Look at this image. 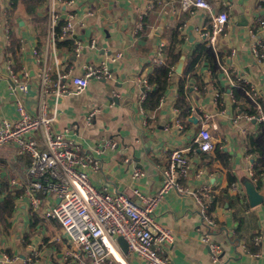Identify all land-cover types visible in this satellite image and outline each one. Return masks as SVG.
<instances>
[{
	"label": "crops",
	"instance_id": "1",
	"mask_svg": "<svg viewBox=\"0 0 264 264\" xmlns=\"http://www.w3.org/2000/svg\"><path fill=\"white\" fill-rule=\"evenodd\" d=\"M209 1L215 14L225 11L230 17L212 48L218 75L207 62L205 51L189 64V56L200 44L208 47L199 29L211 28L212 16L195 6L184 9L183 0H77L70 9L77 13V22L72 37L65 40L50 36L46 0H0V117H15L18 100L30 112L39 111L43 69L56 82L69 68L80 74L86 65L106 61L112 76L92 79L82 92L57 97L50 89L43 91L49 114L56 116V129L69 127L70 135L87 148L103 138L117 142L99 154L100 169L90 173L94 186L101 191L124 192L140 201L135 190L143 196L155 194L163 183L171 150L186 149L191 170L180 183L188 189L206 185L213 191L210 213L217 226L212 239L219 244L221 255L215 262L202 240L205 224L195 198L173 188L155 215L173 234L166 247L173 263L264 264V184L254 176L257 155L248 146L249 136L263 132L264 122L236 118L243 111L258 116L264 110V57L259 60L253 51L257 41L264 39V0ZM88 9L93 14H87ZM80 38L96 39V47L77 53L74 41ZM34 47L41 54L40 61L33 54ZM177 52V58L172 57ZM118 53L122 56L113 60ZM182 55L185 63L178 72ZM169 60L173 65L166 90L158 106L147 109L143 104L146 98L141 101L140 97L146 90L143 79L149 81ZM7 65L21 73L26 93L13 90ZM223 67L240 72L258 106L249 97L252 104L245 107V100L237 98L232 84L223 77ZM25 69L28 78L23 77ZM151 86L147 94L154 88ZM181 87L182 106L178 104ZM238 104L245 107L241 113L236 111ZM92 110L96 113L89 120ZM179 119L182 128L177 126ZM202 127L214 138L211 151L200 150L195 143ZM31 160V155L20 153L13 142L0 146V202L14 195L8 223L0 218V264H77L74 258H66L70 244L59 221L45 216L46 208L57 199L39 190L41 204L33 208L26 195ZM134 168L143 173L133 176ZM233 185L238 186L237 192ZM255 190L262 196L256 204L250 196ZM258 235L262 241L257 245L254 238ZM116 255L128 264H146L134 255Z\"/></svg>",
	"mask_w": 264,
	"mask_h": 264
},
{
	"label": "built area",
	"instance_id": "2",
	"mask_svg": "<svg viewBox=\"0 0 264 264\" xmlns=\"http://www.w3.org/2000/svg\"><path fill=\"white\" fill-rule=\"evenodd\" d=\"M77 0H46L45 9L49 16L50 36L53 40L69 39L73 34V27L77 22V13L70 11ZM193 6L201 11L208 12L212 16L211 28L199 29L201 37L209 48L215 49L219 35L225 25L230 21L229 13L215 14L209 0H183V8L191 9ZM87 14H93L91 9ZM264 28V22H261ZM9 42V35H7ZM264 39L258 40L254 45L255 56L260 60L264 57ZM77 53L85 49L96 47V39L74 41ZM33 54L40 61L38 50L34 47ZM235 55V53H232ZM118 53L113 60L121 57ZM9 76L14 82L13 90L27 92V86L23 79L10 65H7ZM23 77L28 78V70L25 69ZM223 77L227 78L233 87H240L243 77L240 72H233L229 67H223ZM111 69L106 61L100 64H89L83 68L82 73L76 74L75 68H69L59 74L56 82H52L46 69L41 71V97L39 111L30 112L22 100L17 101V115L15 117H0V146L9 142L17 145L20 153L31 155L29 174L30 187L28 196L33 208H38L41 198L37 191L41 190L45 196L57 199L54 205L45 210L47 218L58 220L62 232L66 236L70 248L67 249L66 258H74L77 264H128L118 258L115 250L123 256L134 255L146 264H174L167 254V244L173 240L172 232L160 225L155 220L156 209L161 204L166 194L173 188L181 193H188L196 200L205 229L202 230V240L211 250L212 258L219 261L221 248L212 239L213 229L217 223L210 213L214 201L213 191L209 186L188 189L181 185L180 180L190 174L191 163L186 149L173 148L170 152L169 166L164 171V180L158 191L151 196H143L135 190L140 201L135 200L124 192L111 193L97 189L91 181L90 173L100 169L99 154L107 147H115L117 142L111 138H103L92 148L83 146L82 142L70 135V128L56 129L55 114H49V105L43 98V91L50 89L57 97L69 92H82L92 79L110 78ZM145 91L141 94V101L146 98L147 91L152 88L147 79H143ZM218 95V94H217ZM246 95L254 103L251 90H246ZM245 108L238 104L236 111L241 113ZM96 113L92 110L88 114L90 120ZM243 116L249 120L264 122V110L259 111L258 116L250 115L243 111ZM237 121V120H235ZM177 126L182 128L181 120H177ZM195 143L200 150L211 151L214 148V138L209 129L202 127L196 137ZM129 159L126 158L125 162ZM199 171V170H198ZM143 172L134 168L133 176H139ZM201 175L199 171L198 176ZM264 182V172L261 174ZM232 190L237 192L238 186L233 185ZM122 235L128 242L129 250L124 255L118 237ZM262 235L255 236V244H260ZM115 249V250H114ZM90 258V261L87 259ZM125 258V257H124ZM32 260V258H31Z\"/></svg>",
	"mask_w": 264,
	"mask_h": 264
},
{
	"label": "trees",
	"instance_id": "3",
	"mask_svg": "<svg viewBox=\"0 0 264 264\" xmlns=\"http://www.w3.org/2000/svg\"><path fill=\"white\" fill-rule=\"evenodd\" d=\"M64 42V41H63ZM67 44H70L71 42L65 41ZM62 45V44H59ZM206 54V60L211 65L212 71L215 72L216 75H218L217 71L219 72V64L217 62V57L212 48L206 47L205 44H200L198 46V50L195 52H192V54L189 56V64L192 66L197 59L200 56L201 52H204ZM174 54V53H173ZM179 55V52L176 53V56L172 55V57H176ZM173 65V61L169 60V63L166 65L158 67L155 72H153L149 76V82L154 85V88L148 92L145 101L143 102L145 108H155L158 106L160 99L166 90L167 84H168V74L169 70H171V67ZM186 75V71L184 72ZM184 75V76H185ZM248 84L243 83L240 87H233L235 95L240 100H245V107L251 105L250 98L246 95V90L248 89ZM181 95L178 104L182 106L184 101L183 96V89L181 87ZM249 151L256 154L257 157L254 161L253 170H254V176L259 179L261 182L262 177L261 174L264 172V130L263 132L256 135H250L249 136ZM262 185L264 182H261ZM13 201H14V195L9 194L7 198L0 202V218H2L3 222H7V216L12 212L13 210ZM8 223V222H7Z\"/></svg>",
	"mask_w": 264,
	"mask_h": 264
},
{
	"label": "water",
	"instance_id": "4",
	"mask_svg": "<svg viewBox=\"0 0 264 264\" xmlns=\"http://www.w3.org/2000/svg\"><path fill=\"white\" fill-rule=\"evenodd\" d=\"M184 63H185V55H182L180 60H179L178 66H177V71L178 72H182ZM250 196L252 198V202L255 203V204L257 202H260L261 199H262L261 194H259L256 190L254 192L250 193ZM118 241H119V243L121 245L122 250L125 253H128L129 246H128V242L126 241V239L122 235H120L118 237Z\"/></svg>",
	"mask_w": 264,
	"mask_h": 264
},
{
	"label": "bare ground",
	"instance_id": "5",
	"mask_svg": "<svg viewBox=\"0 0 264 264\" xmlns=\"http://www.w3.org/2000/svg\"><path fill=\"white\" fill-rule=\"evenodd\" d=\"M115 252L118 254V252L115 250Z\"/></svg>",
	"mask_w": 264,
	"mask_h": 264
}]
</instances>
